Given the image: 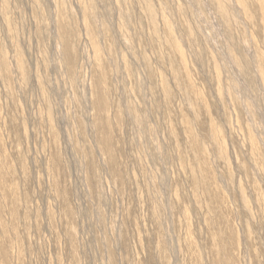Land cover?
<instances>
[{
    "label": "rangeland",
    "instance_id": "374dc122",
    "mask_svg": "<svg viewBox=\"0 0 264 264\" xmlns=\"http://www.w3.org/2000/svg\"><path fill=\"white\" fill-rule=\"evenodd\" d=\"M239 1L0 0V264H264V0Z\"/></svg>",
    "mask_w": 264,
    "mask_h": 264
},
{
    "label": "bare ground",
    "instance_id": "6f19581e",
    "mask_svg": "<svg viewBox=\"0 0 264 264\" xmlns=\"http://www.w3.org/2000/svg\"><path fill=\"white\" fill-rule=\"evenodd\" d=\"M217 2V1H216ZM238 2H240L239 0H238ZM217 6H218V8L217 9H219L218 11H220V12H222V13H225L228 9H226V7H225V5L224 4H220V2L217 4ZM229 14V13H228ZM227 15V14H226ZM221 16V15H220ZM228 16V15H227ZM226 18V17H225ZM173 43V42H172ZM234 59V58H233ZM234 62L235 63H237L236 62V59L234 60ZM233 62V64L235 65V63ZM236 66V65H235Z\"/></svg>",
    "mask_w": 264,
    "mask_h": 264
}]
</instances>
